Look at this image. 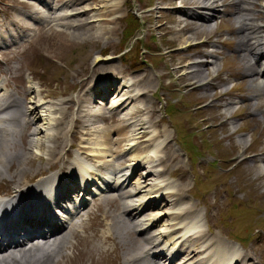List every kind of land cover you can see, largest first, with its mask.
Here are the masks:
<instances>
[{
    "label": "bare ground",
    "instance_id": "obj_1",
    "mask_svg": "<svg viewBox=\"0 0 264 264\" xmlns=\"http://www.w3.org/2000/svg\"><path fill=\"white\" fill-rule=\"evenodd\" d=\"M165 1L177 4V7L173 8V14L184 9L200 11L198 14L193 11L185 13L188 20L200 23L193 26V29L200 34L211 29L207 23L213 17L212 13H217L216 4L223 0ZM234 1L233 15H235L238 36L235 48L244 63L245 76L256 81L252 86L255 92L253 96L264 97V26L256 23V20L261 17L254 18L251 8H247V5L251 4L253 7L257 6L256 0ZM79 2L82 1L27 0L22 3L25 12H14L7 19L5 26H0V45L13 37L18 38L20 33L23 39L22 42L12 44L0 51V67L7 66V63L16 59L13 58L15 56H24L27 50L32 49L30 45H34L43 36L65 35L62 31L54 29L55 27L65 26L64 28L74 30L80 26H87L89 21H87L88 18L83 20L84 16L94 8L85 9V6L76 8ZM84 2L91 3L90 0ZM97 2L100 3V1L94 2L96 7L99 4ZM59 8L65 9L66 13L62 16L57 15ZM43 10L45 14H42ZM95 16L97 15L92 14L90 17L95 18ZM104 16L108 17L106 13ZM99 20L90 22L98 23L97 36L103 38L108 35V31H102ZM28 21L38 26H29L26 23ZM190 26L192 22L189 21L177 31H183ZM25 32H32L31 37L26 36ZM190 41H192L191 37L183 38L182 36L178 42L186 49ZM195 44L193 42L191 45ZM213 52L215 53L216 50ZM214 55H201L197 59L205 56L207 58L205 62L196 60L177 68L184 72L186 69L190 70L183 75H189L190 79L200 83L198 87L204 90L205 95L208 91L205 88L209 84L204 80L208 77V73L201 68H204L206 64L214 67L216 62ZM104 60L108 62L110 59ZM15 66L10 70L16 72L20 66ZM8 70L2 73L8 76ZM98 77L101 78L96 81ZM157 78L155 74L122 73L120 69L112 65L93 73V78L89 79V81L93 80L92 83L84 82L85 87L75 101L64 100L50 106L40 92L33 94V89L28 86L24 88L22 80L18 82L16 80L17 85L9 87L11 88L9 91L5 89L8 88V81L11 78L0 80V179L10 181L14 185L11 196L0 200V264H59L66 259L74 260L73 252L78 245L82 244L78 238L76 239V234L80 235L84 243L91 242L90 248L97 252L105 251L106 247L103 243L107 242L115 244L116 241L119 246H123L121 239L127 238V234L126 228L120 226L122 224L131 227L137 234L144 232L149 233V236L143 237L146 242L135 248L134 255H122L121 264H135V261L139 264H153L162 258L169 264H255L253 257L249 254L238 253L235 246L227 245L224 240L220 241L218 238L217 240L215 236L210 238L207 233L202 232L198 226L200 217L198 218L194 205L182 207L184 199V195H181L182 186L173 192L175 185L173 181H169V177L172 171L177 169V164H180L176 157L178 154L176 155V152L170 149L171 139L167 127L164 125L161 128L159 120L152 118L155 111L146 103V97L155 94L150 85L156 82ZM72 106L79 110L77 114L73 113L75 116H71ZM96 121L105 124L106 127L102 131L93 128ZM82 123L93 129L91 132L95 136V141L87 145L86 138L75 146L66 144L68 135L77 136L80 133L88 137V132H80L84 129L81 126ZM36 124L40 125L36 126ZM43 134L46 141L39 143V137ZM60 136L64 137L62 149L56 145ZM241 141L240 139L238 142ZM40 150H43L46 156V174L36 176L40 170L34 169L35 171L28 175L29 170L26 171V169L30 167L29 154L33 151L34 156H38ZM108 161L116 162L112 164L117 167L116 170L118 169L117 178L112 185L107 177L110 172L100 176L98 171L88 163H93L97 169H110L105 164ZM124 162L131 163V166H128L129 169L124 172L126 174L119 177L118 174L121 171L118 166L123 165ZM63 164L66 166L63 167ZM56 165L59 169L58 174L51 171L52 168H56ZM76 165L79 166L78 175L81 179L78 183L82 185L83 191L75 181L62 177V174H67ZM142 166L143 170L138 172ZM158 167L160 168L157 169ZM133 175H136V180L131 184L128 181ZM28 176L35 180L31 185H29L30 181L24 183ZM125 185L131 186L133 190L122 192ZM86 186L92 187L90 191L92 193L109 194L107 197L109 200L116 198L121 200L119 211L113 213L109 208L100 211V203H93L90 206L85 200L90 189H85ZM76 187L79 193H73ZM142 189H145L143 194L135 198L134 194ZM114 191H116L115 195H110ZM73 194L78 196H72ZM61 200L73 201L75 205L68 211L69 217L66 222L63 220L66 218V212L58 213L50 208V204L53 205ZM109 200L97 198L93 199V202L103 201L106 207ZM160 200H163V205L167 206L162 214H159L162 211L155 212L156 214L151 216L144 214L139 219L145 208L155 207ZM95 216L98 217V225L100 221L105 223L106 228L103 232H97L93 223L86 224L87 220ZM121 217L127 218L126 222ZM163 217L164 220L166 219L163 230L157 233L149 231L151 225L159 223V218ZM24 218L26 219L23 220ZM18 223L21 225L18 226ZM19 227L25 228L27 232L18 233L21 231ZM9 235L12 237H6ZM160 238L165 241L163 246H160L161 242L158 243ZM26 244H28L27 247H21ZM131 249L129 251H132ZM87 255L90 257L89 254Z\"/></svg>",
    "mask_w": 264,
    "mask_h": 264
},
{
    "label": "rangeland",
    "instance_id": "obj_2",
    "mask_svg": "<svg viewBox=\"0 0 264 264\" xmlns=\"http://www.w3.org/2000/svg\"><path fill=\"white\" fill-rule=\"evenodd\" d=\"M81 1L76 4V8L82 6H85V9L94 8L84 16L83 20L88 18V25L74 30L64 28L65 26L53 27L65 35L60 37L56 34L54 37L47 36L48 38L43 36L44 39L41 37L34 45H30L32 49L27 50L24 56L14 55L13 58L16 59L7 63V66L0 67V80L11 78L5 90L9 91L11 89L9 87L16 86L18 80H22L24 88L28 86L33 89V94L40 92L50 106L64 100L75 101L85 87L86 81L93 78V73L112 65L120 69L122 73L158 76L157 81L150 85L155 91V94L151 96L153 99L146 97L147 101H144L155 111L152 118L159 120L161 128L164 126L163 121L167 123L171 139L170 149L177 151L176 157L181 164H177V169L172 171L170 180L173 181L176 189L182 186L183 206L194 205L198 218L200 217L199 229L207 233L210 238L215 236L220 241L224 240L227 245L233 243L226 239L228 237L232 240H239V235L245 240L248 238L247 244L234 243L238 252L249 254L253 257L255 264H264V97L253 96L255 92L252 86L256 81L245 76L244 63L235 48L238 40L237 24L233 15L235 1L218 2L215 8L217 13H212L214 18L212 17L207 23L211 29L200 34L193 29V26L200 23L188 20L185 16V13L190 11L197 14L200 11L184 9L173 14V8L177 7V4L168 3L165 0H98L100 3L97 2L99 3L97 7L94 4L97 0H90L91 3ZM255 2L256 8L252 4L247 5V8H251L254 18L261 17L256 20V23L264 26V0ZM22 3L23 0H0V26H5L7 19L14 12H25ZM56 13L62 16L66 10L59 8ZM105 13L108 17L104 16ZM92 14L97 16L91 18ZM96 19H100L102 31H108V35L103 38L97 36L98 23L90 22ZM135 20L139 24H137L138 27L132 23ZM189 21L192 22V26L183 31H177ZM26 23L31 27L38 26L36 23L32 25L30 21ZM110 28L113 30H109ZM79 31L80 34H78ZM31 34L32 32H25L26 36L31 37ZM20 36V41L17 39L16 43L23 41ZM182 36L192 38L190 45L193 42L196 44L184 49L178 42ZM6 47L9 46L1 44L0 51L7 49ZM213 50L216 52L214 53ZM204 54H215L217 62L214 67L206 64L204 68H201L208 73V77L204 80L209 84L205 88L206 91L208 89L205 92L206 95L203 93L204 90L198 87L200 83L190 79L189 75H183L190 70L186 69L184 72L177 69L196 60L205 62L207 60L205 56L197 59ZM106 58L110 60L107 62L104 60ZM18 65L20 71L19 69L16 72L10 70ZM6 70H8V76L2 73ZM99 78L101 77L96 78V81H99ZM169 104L177 109L175 115L171 113V116H167L165 113ZM228 104L230 106H227ZM71 111V116L79 112L73 106ZM173 123L176 126L181 124L178 134L172 126ZM39 125L36 124V126ZM81 126L84 129L80 132H88V137L80 133L77 136L68 135L66 144L75 146L86 138L87 145L95 141V136L91 132L93 129L91 130L84 123ZM105 127V124L97 121L93 126L101 131ZM186 134L189 135L188 140L193 142L198 154L187 155L184 148L180 150L178 139H183ZM63 139L64 137L60 136L57 140L56 145H59V149L63 148ZM240 139L242 141L238 142ZM45 141L43 134L38 142ZM40 151L41 154L39 153L38 156H34L33 151L31 155L29 154L30 167L26 169V171L29 170L28 175L36 169L40 170L36 176L46 172V156L43 150ZM109 164L112 162L109 161ZM128 164L129 162H124L121 167L129 166ZM65 166L63 164V167ZM32 179L28 176L24 183ZM135 180L131 178V183L133 184ZM11 189H14L12 182L0 179V198H7ZM191 197L198 200H193ZM108 203L106 207H117L115 201ZM89 205L92 206V203L89 202ZM101 205L105 207L104 203ZM101 208L102 206L100 211L103 210ZM165 210L161 209L158 212ZM251 211L254 213L251 220L254 226L251 228L250 235L247 234V236L242 231L247 225V218ZM153 214H155L154 211L150 212V215ZM88 221L86 222L88 225L95 224L97 232L103 231L102 224L98 225L97 216ZM165 221L164 217L159 219V223L153 225V232L160 231L161 227L163 230ZM126 234L127 238L123 235L124 238L121 239L123 246H119L116 241L115 244L103 243L106 250L102 252L91 249L92 243H84L80 235L76 234V239L78 238L82 244L78 245L73 253L75 259H66L59 264H121L122 255H134L135 248L138 247V243L140 244L138 240L137 243L134 241L135 244L133 240L136 238ZM130 249L132 251H129ZM87 254L90 257H87Z\"/></svg>",
    "mask_w": 264,
    "mask_h": 264
},
{
    "label": "trees",
    "instance_id": "obj_3",
    "mask_svg": "<svg viewBox=\"0 0 264 264\" xmlns=\"http://www.w3.org/2000/svg\"><path fill=\"white\" fill-rule=\"evenodd\" d=\"M132 20V19H131ZM134 20V19H133ZM132 23H134L135 24V26L136 27H138V25H137V22L136 21H134V22H132ZM130 24V23H129ZM126 34H128V33H126ZM252 224L249 222V220H248V222H247V225L243 228V231L242 232H244V234H249L251 231H252ZM248 236V235H247ZM238 239L240 240V241H245V238H243L241 235H239V237H238Z\"/></svg>",
    "mask_w": 264,
    "mask_h": 264
}]
</instances>
